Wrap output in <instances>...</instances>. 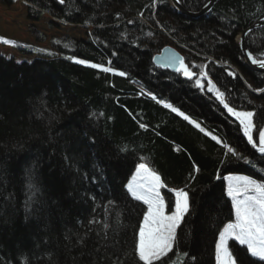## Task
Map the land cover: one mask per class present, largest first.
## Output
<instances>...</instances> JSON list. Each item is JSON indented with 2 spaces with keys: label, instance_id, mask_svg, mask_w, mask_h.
<instances>
[{
  "label": "trees",
  "instance_id": "obj_1",
  "mask_svg": "<svg viewBox=\"0 0 264 264\" xmlns=\"http://www.w3.org/2000/svg\"><path fill=\"white\" fill-rule=\"evenodd\" d=\"M29 1L34 20L47 13L86 37L55 36L49 46L39 44L48 39L40 32L38 44L0 39L37 56L0 54V264H143L136 244L144 206L128 191L141 163L165 190L191 196L177 243L154 264H217L216 242L234 218L226 178L264 180V155L212 92L156 66L154 56L171 41L188 47L192 73L212 76L229 107L254 112L256 137L264 73L245 65L237 37L264 17V0H218L199 18L169 0ZM211 1L180 3L199 12ZM246 43L264 59V26ZM230 246L244 264H264Z\"/></svg>",
  "mask_w": 264,
  "mask_h": 264
},
{
  "label": "snow or ice",
  "instance_id": "obj_2",
  "mask_svg": "<svg viewBox=\"0 0 264 264\" xmlns=\"http://www.w3.org/2000/svg\"><path fill=\"white\" fill-rule=\"evenodd\" d=\"M64 2L65 0H60V3ZM176 2L179 3L180 0H176ZM248 58L253 64H258L259 67L264 68V60L254 59L251 54ZM77 63H84V61H77ZM91 67L96 68L98 65L93 64ZM177 70L182 71L189 79L194 75L184 65L182 59ZM102 71L108 72L110 69L102 68ZM229 74L232 75V73ZM118 75L125 74L121 72ZM196 84L200 85V81L197 80ZM209 85H211L209 90H213L215 86L212 85L211 81H209ZM223 95L217 91V98L243 126L249 143L264 155V130L259 131V145L257 146L253 141L254 113L235 111L225 103ZM164 106L172 108L169 104ZM172 111L176 112L177 109L172 108ZM179 114L183 115V113ZM184 118L188 119L187 116ZM217 142L219 143V141ZM228 151L235 155L233 149L228 148ZM227 179L234 181L229 183L227 195L233 201L235 221L226 224L219 234L216 242V262L217 264H244L236 251L229 246V241L238 243L241 247L246 248L247 255L264 262V183L257 182L250 177H229ZM29 184L31 186V181ZM164 187L165 184L160 175L144 163L138 166L136 176L128 185V191L132 197L147 205L143 223L139 227L136 244V253L143 264H154V261H161L173 250L177 243V229L180 228L185 217L189 214V195L183 189H169V191L174 192L175 201L170 214H166L167 205L160 192V189Z\"/></svg>",
  "mask_w": 264,
  "mask_h": 264
},
{
  "label": "rangeland",
  "instance_id": "obj_3",
  "mask_svg": "<svg viewBox=\"0 0 264 264\" xmlns=\"http://www.w3.org/2000/svg\"><path fill=\"white\" fill-rule=\"evenodd\" d=\"M28 7L29 6H27L22 1H18L17 3H15L13 5H4V4L0 3V39H3V38L14 39V40H20V41H23L26 43L38 44L37 36L35 34H36V32H40L41 34L48 37V39L44 42H40L39 44L42 46H48L50 44V38L55 37V36L61 37V36L71 35V36H74L77 38L86 37L85 36L86 30L83 29L82 27H75V26H72L69 24L64 25L61 22H59L58 19H55L54 17H52L51 15H49L47 13L42 15L41 18H39V20H34L33 18H31L30 14H29V8ZM53 23L55 24V27L52 25ZM240 38H241V36L239 34V36L237 37L238 42H240ZM168 45L179 48L177 46V44H175L172 41ZM0 54L3 56H6L7 58H14L16 61H19V62H22V61L31 62L37 57L35 55L21 54L17 49L7 45L3 41L1 42V40H0ZM196 55L200 56V57L202 56L200 54H196ZM208 60H209V62H212V63L218 62V60H214V61H212L210 59H208ZM186 64H187V62H186ZM187 67L189 68V70L191 72H193V71L196 72L195 69L192 70L188 66V64H187ZM179 73H182V72H179ZM193 79L195 80V83L197 80L200 81V85L196 84L198 87H201L202 89H207L208 91H210L209 88L211 87V85H209V81H211L212 85H214L215 87L210 92H212L215 95V97L217 98V91H219V89H218V85H217L215 79L212 76L206 74L205 72L204 73L199 72L198 75L196 74L194 77H192V80ZM234 110L238 111V112H248L246 110H236V109H234ZM250 112H253V111H250ZM232 117L234 120H236L238 123H240L239 120L236 119L235 116H232ZM253 125H254L253 132H252L253 141L258 146L259 145V131L264 130V124H263L262 128L258 131L256 137L254 134L255 125H256L255 121H254V116H253ZM241 130H242L244 136L247 138V136L244 133L242 125H241ZM135 176H136V173L130 179L129 183H131L133 181V178ZM229 177H250V176H248L246 174H231L227 178H229ZM227 178H226V182H227L226 188H228L229 183L234 182V181H230ZM250 178L256 180L257 182L264 183V180H258L254 177H250ZM129 183H128V185H129ZM160 192H161V195L163 196L165 203L167 205L166 214H170V212L173 208V205H174V201H175L174 192L169 191L168 189L165 190V188H161ZM188 195H189V204H190V209H191V196L189 193H188ZM141 203L143 204L142 201H141ZM232 203H233V201H232ZM143 206H144V209H143V213L141 216V224L143 223V216L147 211V205L143 204ZM234 221H235V214H234V218L231 221H229L228 223L234 222ZM231 242L232 241H229V246H230Z\"/></svg>",
  "mask_w": 264,
  "mask_h": 264
},
{
  "label": "water",
  "instance_id": "obj_4",
  "mask_svg": "<svg viewBox=\"0 0 264 264\" xmlns=\"http://www.w3.org/2000/svg\"><path fill=\"white\" fill-rule=\"evenodd\" d=\"M173 3L174 8L180 10L184 14H188L194 18H199V17H206L209 16L210 12L212 11L213 6L215 5L216 1L218 0H212L210 3H208L201 11L199 12H191L187 9H185L181 3H177L176 0H171ZM264 26V19L254 23L252 26L248 27L245 29L241 34L240 38V44H241V49L244 53L246 63L248 66L257 71H264V68L259 67L258 64H253L251 60L248 58L249 54L253 57L252 53L249 51L247 43H246V37L249 32L252 30ZM254 58V57H253ZM183 60L184 65L187 66L186 64V59L185 55L176 47L174 46H166L163 48V50L155 55L154 57V63L156 66L163 68V69H168L172 72H182L178 71L177 69L180 67V60ZM255 59V58H254ZM183 73V72H182ZM184 75V74H183ZM185 76V75H184Z\"/></svg>",
  "mask_w": 264,
  "mask_h": 264
},
{
  "label": "bare ground",
  "instance_id": "obj_5",
  "mask_svg": "<svg viewBox=\"0 0 264 264\" xmlns=\"http://www.w3.org/2000/svg\"><path fill=\"white\" fill-rule=\"evenodd\" d=\"M18 1H22L23 3H25L27 6H29L28 8L30 9V8H36V7H34V5H33V3L32 2H30L29 0H18ZM17 1V2H18ZM17 2H15V3H17ZM169 2H170V4H171V6L174 8V6H173V3H172V1L171 0H169ZM14 3V4H15ZM182 5V4H181ZM183 6V5H182ZM184 7V6H183ZM176 9V8H175ZM213 9V8H212ZM177 11H179V12H181L180 10H178L177 9ZM44 15V14H43ZM53 17V16H52ZM262 19H264V17L262 18ZM262 19H260V20H262ZM260 20H258V21H260ZM258 21H256V22H258ZM60 22V21H59ZM255 22V23H256ZM62 23V22H61ZM49 46V45H48ZM183 46V45H182ZM184 55H185V53H184V51H183V49L184 50H186V51H190V49L188 48V47H185V46H183V47H179L178 48ZM250 51V50H249ZM251 52V51H250ZM242 53H243V51H242ZM157 55V54H156ZM253 55V54H252ZM155 57V56H154ZM202 57L203 58H207V59H210V60H212V61H214V60H217L216 58H214V57H212V56H203L202 55ZM253 57H254V55H253ZM243 58H244V63H245V65L247 66V67H249L248 66V64L246 63V60H245V56H244V53H243ZM255 59H257L256 57H254ZM257 60H264V59H257ZM216 63H219V61L218 62H216ZM234 68V70H236V71H238V69L236 68V67H233ZM236 68V69H235ZM250 68V67H249ZM251 69V68H250ZM253 70V69H252ZM254 71H257V70H254ZM257 72H261V73H264V71L262 72V71H257ZM196 75V73H194V75H193V77ZM263 90V89H262ZM262 90H257V91H255L256 93H261V92H263ZM231 115V114H230ZM231 116H233V115H231ZM240 126H241V124H240Z\"/></svg>",
  "mask_w": 264,
  "mask_h": 264
}]
</instances>
